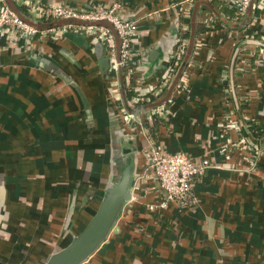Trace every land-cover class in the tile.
<instances>
[{
	"label": "crops",
	"instance_id": "0c3cea01",
	"mask_svg": "<svg viewBox=\"0 0 264 264\" xmlns=\"http://www.w3.org/2000/svg\"><path fill=\"white\" fill-rule=\"evenodd\" d=\"M40 1L87 7L116 0ZM119 1L137 23L145 83L155 82L179 31L173 5L180 0ZM5 3L26 15L15 0ZM231 14L220 0H194L180 18L188 26L185 89L168 116L144 122L131 141L89 35L69 28L56 38H0V264H43L65 246L127 160L131 196L82 264H264V7L238 20ZM117 77L124 81L123 70ZM248 135L249 145H261L256 155L238 143ZM149 139L216 164L196 176L195 205L147 209L163 197L145 166Z\"/></svg>",
	"mask_w": 264,
	"mask_h": 264
},
{
	"label": "built area",
	"instance_id": "2783aa9c",
	"mask_svg": "<svg viewBox=\"0 0 264 264\" xmlns=\"http://www.w3.org/2000/svg\"><path fill=\"white\" fill-rule=\"evenodd\" d=\"M24 8L26 15L22 17L17 11L11 9L5 0H0V38H6L5 43H15L19 39L33 40L48 37L56 38L67 29L89 35L92 42H100L109 58L107 69L108 95L114 109V114L121 122L126 134L135 137L137 131L142 129L144 122L152 121L155 117H166L170 113V105L174 97L185 86L184 73L177 77L178 68L188 46V39L181 34L186 31V22L190 15L194 0H180L174 3L173 23L179 30L168 57L159 68L155 82H144L142 69L139 66L138 56L140 50L139 30L137 23L124 11L119 0L110 5L72 6L63 2H41L40 0H15ZM225 5L233 11V18L239 19L248 11L264 7V0H225ZM56 20L65 21L58 27L47 26L39 28L35 21L51 23ZM259 54L264 56V35L258 39ZM124 73V82H131L132 95L123 100L117 74ZM177 80L175 82V79ZM229 95L228 92H226ZM228 97V96H227ZM133 109H142L137 113ZM244 118V115L240 113ZM228 117V115H226ZM247 127L246 124H243ZM251 137H241L238 143L246 149L261 151L259 146L249 145ZM145 151V166L158 186L163 191V197L157 203L147 205L151 212L164 209L169 202L180 208H189L196 204L194 179L202 176L206 169L216 166L208 158L194 160L181 151H168L160 142L148 140ZM238 145V147H241ZM260 148V150H259ZM237 149V148H236ZM264 149H262L263 151Z\"/></svg>",
	"mask_w": 264,
	"mask_h": 264
},
{
	"label": "water",
	"instance_id": "95a60500",
	"mask_svg": "<svg viewBox=\"0 0 264 264\" xmlns=\"http://www.w3.org/2000/svg\"><path fill=\"white\" fill-rule=\"evenodd\" d=\"M94 44L97 54L100 56V68L103 72H106L109 67V58L106 55L104 46L100 42ZM182 66L183 62L178 70L177 77ZM141 110L133 109L131 112L137 113ZM124 139L125 141H131L132 138L126 136ZM125 141L122 140V144ZM124 150L127 152L129 149ZM120 161H122L121 157ZM131 175V162L127 160L120 167L116 180L104 189L99 204L86 225L65 246L52 253L43 264H82L100 247L112 231L125 203L131 196Z\"/></svg>",
	"mask_w": 264,
	"mask_h": 264
},
{
	"label": "trees",
	"instance_id": "16d2710c",
	"mask_svg": "<svg viewBox=\"0 0 264 264\" xmlns=\"http://www.w3.org/2000/svg\"><path fill=\"white\" fill-rule=\"evenodd\" d=\"M196 1H198V0H196ZM208 1H210L211 3H212V1L213 0H208ZM221 2H223V3H225V0H220ZM111 4V3H110ZM109 4V5H110ZM217 5H218V7L217 8H220V4L219 3H217ZM11 9H13V10H15V11H17V9L16 8H14L13 6H11V5H8ZM104 6H107V4L106 5H104ZM228 8V7H227ZM229 9V8H228ZM231 10V9H230ZM231 16H232V18L234 17L233 16V11L231 10ZM234 19V18H233ZM236 20V19H235ZM238 20V19H237ZM35 24V26H37V27H39L38 26V23H34ZM214 29H216V26L214 25ZM181 37L182 38H187V36L185 35V34H181ZM181 66V65H180ZM180 66H179V68H180ZM179 68H178V70H179ZM132 86H133V83L131 82L129 85H126V83L124 82V81H120V91H121V97H122V99L123 100H125V99H127V98H129L131 95H132V93H133V91H132ZM107 95H108V86H107ZM108 99H109V95H108ZM109 101H110V99H109ZM111 102V101H110ZM160 118H162V117H155V118H153V120L154 119H156L154 122L156 123V122H158V121H160ZM122 126V125H121ZM261 132H259V133H257V135H255L257 138H259L258 136H260L261 134H260ZM144 157H145V153H144ZM196 178V177H195ZM194 181H195V179H194ZM159 187V186H158ZM159 189L161 190V188L159 187ZM162 191V190H161ZM162 193H163V191H162Z\"/></svg>",
	"mask_w": 264,
	"mask_h": 264
}]
</instances>
